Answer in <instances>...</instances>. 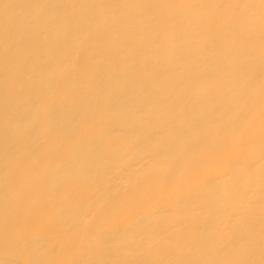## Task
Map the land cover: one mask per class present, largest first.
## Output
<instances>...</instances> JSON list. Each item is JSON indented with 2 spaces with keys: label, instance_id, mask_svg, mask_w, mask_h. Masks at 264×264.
I'll return each mask as SVG.
<instances>
[{
  "label": "bare ground",
  "instance_id": "bare-ground-1",
  "mask_svg": "<svg viewBox=\"0 0 264 264\" xmlns=\"http://www.w3.org/2000/svg\"><path fill=\"white\" fill-rule=\"evenodd\" d=\"M0 264H264V0H0Z\"/></svg>",
  "mask_w": 264,
  "mask_h": 264
}]
</instances>
